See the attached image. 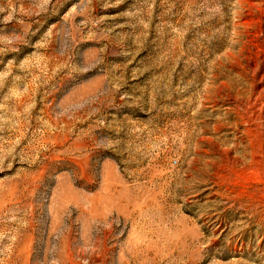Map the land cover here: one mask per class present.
<instances>
[{
  "label": "rangeland",
  "instance_id": "rangeland-1",
  "mask_svg": "<svg viewBox=\"0 0 264 264\" xmlns=\"http://www.w3.org/2000/svg\"><path fill=\"white\" fill-rule=\"evenodd\" d=\"M0 264H264V0H0Z\"/></svg>",
  "mask_w": 264,
  "mask_h": 264
}]
</instances>
